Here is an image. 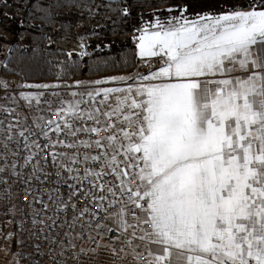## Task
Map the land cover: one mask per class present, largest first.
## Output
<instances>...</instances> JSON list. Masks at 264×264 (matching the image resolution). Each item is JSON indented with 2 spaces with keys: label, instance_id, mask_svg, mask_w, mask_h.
Instances as JSON below:
<instances>
[{
  "label": "snow or ice",
  "instance_id": "obj_1",
  "mask_svg": "<svg viewBox=\"0 0 264 264\" xmlns=\"http://www.w3.org/2000/svg\"><path fill=\"white\" fill-rule=\"evenodd\" d=\"M216 3L218 12L191 16V4H173L166 11L179 15L155 16L137 29L140 63L131 76L21 85L84 89L71 91V100L60 98L58 120L20 130L23 145L17 139L16 151L3 144L13 156L28 153L20 166L31 164L27 178L11 166L25 201L33 181L53 183L61 197L67 189L48 227L82 221V229L94 227L109 241L104 247L112 256L131 255L135 264H264V0ZM7 7L0 0V15ZM121 15L127 20L132 12L125 7ZM79 47L85 48L83 37ZM21 96L29 106L36 99ZM13 127L8 124L6 141L13 140ZM41 139L48 142L43 147ZM57 146L71 151L57 152ZM45 149L44 165L32 164ZM49 157L54 173L47 171ZM0 159L7 164L6 154ZM69 209L71 223L58 225L59 213ZM88 239H95L91 232Z\"/></svg>",
  "mask_w": 264,
  "mask_h": 264
},
{
  "label": "trees",
  "instance_id": "obj_2",
  "mask_svg": "<svg viewBox=\"0 0 264 264\" xmlns=\"http://www.w3.org/2000/svg\"><path fill=\"white\" fill-rule=\"evenodd\" d=\"M185 2L192 5L190 16L220 10L216 0H6L0 15V48L8 47L2 75L22 84L61 85L127 77L139 62L137 29L155 16L179 14L166 9ZM125 7L132 12L127 20L121 15ZM81 37L85 48L79 47Z\"/></svg>",
  "mask_w": 264,
  "mask_h": 264
},
{
  "label": "built area",
  "instance_id": "obj_3",
  "mask_svg": "<svg viewBox=\"0 0 264 264\" xmlns=\"http://www.w3.org/2000/svg\"><path fill=\"white\" fill-rule=\"evenodd\" d=\"M139 66V65H138ZM4 69V62L0 58V81L7 84V88L0 87V153L7 155V164L5 161L0 159V167H4L5 171L0 173V177L7 178L8 183H0V227L5 224L10 223L13 225L15 231L19 235V243L17 247V255L21 264H134L131 255H128L125 259L121 260L119 256H112L108 248L104 245L108 244L107 239H101L96 236L93 228L82 229L80 223L82 221H77L73 228H69L67 225L60 228L56 227L52 229L48 227L51 225L52 221L47 219L48 217L56 218L55 210L58 205L61 204L62 199H67V189H61L64 193L63 197L59 193L54 191L56 187L53 183L49 182L47 185H40L37 181L31 183L30 190L32 196L29 197L28 201L23 199L24 191L22 183L17 177L12 176V164L16 163V171L21 172L24 178L32 171L31 164L27 168H21L20 166L24 164V158L28 154L25 151H21L18 156H13L8 148H4L3 144L8 143L9 147L13 150H17L16 140L19 139L21 145H23V138L18 137V132L25 127H34L33 122L43 124L45 120L51 119L53 121L58 120L59 117L55 115L54 109L59 107V101L62 97L64 100H71L72 97L69 95L71 91H83L84 89L76 88H47V89H36L29 87H21V80L15 77H4L2 71ZM138 70V67H137ZM136 70V71H137ZM146 72L147 68L141 69ZM59 93V96H54L53 93ZM21 93L28 95L32 94L36 97L31 101V106L29 102L24 100ZM42 94V95H41ZM52 102V109L49 110L48 102ZM4 109L12 110L11 112L4 111ZM44 117V120L40 118ZM11 123L15 125L12 129V141H6L8 136V124ZM65 131H67L65 129ZM27 135V133H25ZM55 134H52V139H56ZM64 135L60 136V139H65ZM85 137L81 136V139ZM47 141L41 139L40 144L43 147ZM50 149H45L44 152L37 155L32 164H35L37 160L40 161V165H44L43 159L41 157L46 155ZM33 151H38L33 149ZM57 152L71 151L68 149H63L57 146L55 149ZM49 157V165L47 171L55 172L51 166ZM51 195L52 199H49ZM33 197H37L43 200V203L33 200ZM44 204L49 207L45 211ZM93 211H98V208L92 206ZM102 215V214H101ZM73 216L72 211L69 209L66 212L59 213V220L57 224L59 225L63 221L67 220L71 223V218ZM37 223L33 224V220ZM88 219L85 216L84 220ZM44 221V223H40ZM43 229V231H41ZM71 233L70 236L65 237L64 233ZM91 232L94 240L90 241L88 239V233ZM58 234V235H57ZM47 237V239L45 238ZM55 238L57 243L52 244L51 240ZM69 240L75 245L73 248L69 244ZM97 242L101 245L97 248ZM138 242V241H137ZM139 243V242H138ZM39 245V249L36 248ZM119 247V245H117ZM81 249H84L82 252ZM92 249H96L95 252ZM127 251V248L125 249ZM138 249V251H141ZM61 252L63 253L61 255ZM123 256V253L120 254ZM146 255V253H145ZM145 262V261H141Z\"/></svg>",
  "mask_w": 264,
  "mask_h": 264
},
{
  "label": "rangeland",
  "instance_id": "obj_4",
  "mask_svg": "<svg viewBox=\"0 0 264 264\" xmlns=\"http://www.w3.org/2000/svg\"><path fill=\"white\" fill-rule=\"evenodd\" d=\"M174 15H179V14H171L169 16H174ZM160 19L167 21L169 18L167 19L160 18ZM7 51H8L7 45H2V47L0 48L1 59L2 58L4 59L5 55L7 54ZM139 63L140 62H138L136 68L129 76H131L133 73L136 72ZM128 83H132V81H128ZM111 86H115V85L113 84L102 85V87H111ZM119 86L124 87L126 85L120 84ZM9 234H11L10 237ZM18 243H19V235L15 231L12 224L7 223L3 227H0V264H21L17 255L16 245Z\"/></svg>",
  "mask_w": 264,
  "mask_h": 264
},
{
  "label": "crops",
  "instance_id": "obj_5",
  "mask_svg": "<svg viewBox=\"0 0 264 264\" xmlns=\"http://www.w3.org/2000/svg\"><path fill=\"white\" fill-rule=\"evenodd\" d=\"M237 74H240V73H237ZM153 247H155V246H153ZM135 264V263H134ZM141 264H146V262H141Z\"/></svg>",
  "mask_w": 264,
  "mask_h": 264
}]
</instances>
